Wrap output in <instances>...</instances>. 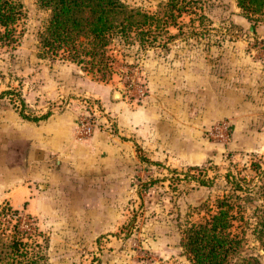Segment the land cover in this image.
I'll return each instance as SVG.
<instances>
[{
	"label": "rangeland",
	"instance_id": "rangeland-1",
	"mask_svg": "<svg viewBox=\"0 0 264 264\" xmlns=\"http://www.w3.org/2000/svg\"><path fill=\"white\" fill-rule=\"evenodd\" d=\"M121 1L157 15L160 27L152 26L154 35L149 36L146 47L136 35L129 41L116 39L110 47L114 61L104 75L43 55L41 34L50 12L36 0H22L25 18L21 40L14 47L0 45V115L13 109L34 121L82 99L76 94L78 88L83 91L108 85L125 91L131 82L146 83L148 58L175 46L198 51L245 50L264 57L260 31L264 12L249 18L237 0H176L174 13L171 0ZM101 111L99 117L107 121L108 114ZM224 122L231 123L233 134L227 142L209 137L213 144L211 163L169 173L162 166L146 169L142 176L134 177L130 195H116L113 203L102 204L101 217L106 219H101L99 229L93 219L89 220L96 215L91 212L92 202L67 204L58 196L50 208L45 206L44 190H37L27 201L22 186L12 188L14 194L21 189L15 198L6 190L0 194V207H18L21 216L14 222L19 220L24 229L27 224L38 227L49 239L44 264H191L183 244L186 231L208 216L206 207L215 209L219 200L231 197L242 209L243 219L234 230L244 237L242 254L258 257L264 264V245L255 234L259 213L255 210L264 204V139L258 144H253L256 140L237 139L231 120L211 127ZM244 142L250 145L247 150L241 149ZM236 180L244 189L235 190ZM252 191L255 199L248 201L247 192Z\"/></svg>",
	"mask_w": 264,
	"mask_h": 264
},
{
	"label": "crops",
	"instance_id": "crops-1",
	"mask_svg": "<svg viewBox=\"0 0 264 264\" xmlns=\"http://www.w3.org/2000/svg\"><path fill=\"white\" fill-rule=\"evenodd\" d=\"M260 31L264 35V25ZM146 71L148 95L142 102L123 90L95 85L76 89L82 99L52 109L39 123L13 109L2 112L0 194L7 190L15 198L21 189L14 194L12 188L22 186L25 201L44 190L50 208L58 196L67 204L92 202L96 215L89 220L99 229L106 219L102 204L130 195L134 177L146 169L162 166L169 173L211 163L207 132L214 123L233 121L239 140L258 144L264 139V57L245 50L175 46L149 57ZM85 99L97 102L108 120L102 119L91 138L79 141ZM247 146L244 142L241 149Z\"/></svg>",
	"mask_w": 264,
	"mask_h": 264
},
{
	"label": "trees",
	"instance_id": "trees-1",
	"mask_svg": "<svg viewBox=\"0 0 264 264\" xmlns=\"http://www.w3.org/2000/svg\"><path fill=\"white\" fill-rule=\"evenodd\" d=\"M36 1L50 12L41 34L42 54L78 64L89 73H109L114 61L110 47L116 39L129 41L136 35L146 47L149 36L154 35L152 26L160 27L157 15L133 9L121 0ZM171 1L174 13L176 0ZM237 1L249 18L264 12V0ZM24 18L22 0H0L1 46L14 47L20 42ZM49 116L33 120L39 123ZM23 117L31 120L25 114ZM237 180L235 190L244 189ZM251 193L247 192L248 201L255 199ZM237 207L239 204L231 197L219 200L215 209L206 207L208 216L202 222L186 231L183 244L191 264H262L258 257L242 254L244 237L234 231L237 221L243 219L242 209L236 211ZM257 211L255 234L264 245V204L257 206ZM20 216V211L12 206L0 207V264H44L50 241L38 227L27 224L24 229L19 220L14 222Z\"/></svg>",
	"mask_w": 264,
	"mask_h": 264
},
{
	"label": "built area",
	"instance_id": "built-area-1",
	"mask_svg": "<svg viewBox=\"0 0 264 264\" xmlns=\"http://www.w3.org/2000/svg\"><path fill=\"white\" fill-rule=\"evenodd\" d=\"M125 92L134 100L142 102L148 95V88L145 82H141L138 85H135V82H131ZM82 106L76 132L79 141L91 138L103 126V120L99 117L102 109L97 102L85 99ZM207 134L211 139L227 142L233 134L232 125L229 122H224L223 124L211 127Z\"/></svg>",
	"mask_w": 264,
	"mask_h": 264
},
{
	"label": "water",
	"instance_id": "water-1",
	"mask_svg": "<svg viewBox=\"0 0 264 264\" xmlns=\"http://www.w3.org/2000/svg\"><path fill=\"white\" fill-rule=\"evenodd\" d=\"M251 31H254V29L252 28ZM119 95V94H118Z\"/></svg>",
	"mask_w": 264,
	"mask_h": 264
}]
</instances>
